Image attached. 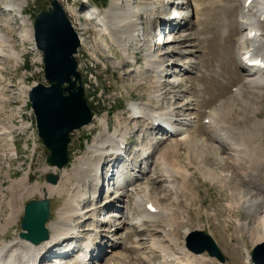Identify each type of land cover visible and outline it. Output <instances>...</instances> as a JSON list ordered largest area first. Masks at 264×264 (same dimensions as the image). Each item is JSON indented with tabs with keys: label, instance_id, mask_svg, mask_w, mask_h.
<instances>
[{
	"label": "rangeland",
	"instance_id": "1",
	"mask_svg": "<svg viewBox=\"0 0 264 264\" xmlns=\"http://www.w3.org/2000/svg\"><path fill=\"white\" fill-rule=\"evenodd\" d=\"M21 1L23 3V6L21 5V10L17 9L12 12V14L5 12L3 15L2 12L5 5L0 4V12L2 11L1 13L4 18V23L9 26L8 30H5L7 33L5 31L3 32L12 38L10 45L13 46L15 51L22 56L24 54L22 53L23 51L26 53L29 48L33 46V42L23 41L22 24L20 23L21 21L18 20V17L20 13H23V16L28 18V24H26V26H29V24L34 22L36 15L46 8L48 0ZM131 1L134 7L140 2V0ZM153 1L155 3L157 0ZM205 1H207L208 4L210 3L208 0H195V3L203 5L206 3ZM110 2L111 0H90L89 3L82 5L81 0H70V4L75 5L77 12L73 19L75 20L74 22L80 33V38L87 42L81 49L80 55L77 58L80 64L79 71L82 74L87 98L94 111L95 117L97 116L98 119H105L108 122L110 136L117 132L121 135L124 132L117 122V117L119 116L121 117L120 123H128L132 130H134L132 135L128 138V141L132 140V143H129L128 148L133 146L134 149L137 150L136 147H139L138 143L140 142L144 143V147L148 144H152V149L156 151L154 156L147 161V163L149 162L147 166L146 163L142 166L143 168L145 167L147 171L144 173L145 179H140L141 186H149L152 189L153 195L160 199L161 187L163 185L161 183L151 182L150 176L153 172H159L158 166L155 165L158 155L167 150L171 145L175 144L176 140H179L176 136L175 138H170L168 141L163 142L160 138L163 137L162 135L164 132L162 133V131L158 130L152 131L150 139H143L142 131L147 128V124L142 121H140V123H132L128 120L130 117L128 109L132 103H157L150 98V94L154 91L155 82L157 80L156 77H154L152 73H149L145 67L147 61L146 55L148 54H154V56L160 57V61L164 66V76L168 74V77H165L166 79L164 81L169 82L170 85L168 83H163L161 87L163 92L167 91V94L163 97L164 99H162V105L165 109H177L175 111L179 113V115H183L182 118H190L191 123L185 128L181 127L183 128V131L181 132L189 133L192 138L195 139V145L197 146L195 150L197 154L204 149L203 143L199 145L197 144L198 139H203L210 145L208 131L204 124L208 111L211 109L223 108V103L224 106L230 104L229 106H231L234 112L233 114L231 113V116H229L228 119L226 117L224 118V121L228 124L227 126L235 129H233L232 141L239 143L240 140L238 138L241 139V137L247 136L245 137L246 140L251 143L254 149L264 150V129L260 132L259 129H255L257 128L255 125L258 126L259 121H264V93L256 94L252 92H244L240 101L236 98V96L241 94L238 91V87L244 85L245 79L250 72L249 70L243 71L239 66L240 64L238 61H240V59L236 53L239 37L244 33V29L241 31L239 30L243 21H241L242 18L239 11L237 12L238 9H236V11L234 10V14L230 13L232 10L231 8H229L228 11L220 12L222 16V19H220L221 24H225L231 15L234 16V24L232 28L231 26H224V28L219 26V28L211 23L204 26L193 24L190 26L182 25L181 27H178L179 32L175 36L176 38L199 34V31L202 28H205L203 34L200 36L198 35V38L201 41L195 36H191L188 37L190 42L165 43L163 48L155 50L154 52L149 50L150 45L147 43L140 41L130 42L128 47L131 60L129 61L125 53L121 51V48L113 45L109 36L102 32L100 33V31L93 27V22L83 19L82 16L84 12L88 11L86 10L88 8L98 7L100 8V11H103V9L110 6ZM233 4L236 3L234 2L232 5ZM207 8H210L213 11L212 7ZM207 8H204L202 13L210 17L208 15L209 12L205 11ZM168 11L170 17L174 16V12L180 13V10H174L171 6L168 8ZM168 11L166 14L164 13L166 17H169L167 14ZM189 12L192 14L191 11ZM189 12L186 10L183 11L184 14H189ZM164 15L163 17L165 19L166 17ZM149 22L151 21L145 20L141 22L140 25L144 23L146 27H148ZM150 32L153 34L152 39L156 40L159 38L157 41L159 42L161 35H158L153 29ZM168 37L171 41L172 34L167 35L164 39L166 40ZM174 50L179 53L161 57ZM133 53L136 54L135 57L133 56ZM39 60L40 54L31 51L24 54L22 59H0V73L2 72V78H0V126L4 127L6 130L14 124L13 119L18 107L29 111V106L25 103L28 91L36 82L43 81L41 72L42 62ZM133 61L134 63H132ZM187 62H193L194 64L188 66L186 65ZM138 69L143 73H147V75L137 77L136 70ZM184 69L186 71H184ZM173 70L181 71V74L177 73L173 75L172 73L169 75V72H172ZM244 101H249L251 105L245 107L243 104ZM255 106L257 107L256 109H258L257 111ZM92 125L80 131H76L73 134V140L70 145L71 163L66 169L76 161L77 157H86L88 148H90L95 142L97 136L105 131L99 122L94 123L95 127H91ZM136 126H138V129H135ZM240 133L241 137L238 136ZM247 133H251L255 139L248 140L249 137ZM9 150L6 142L0 140V243H3V241L10 243V241L22 233L21 222L24 217L25 206L32 200H40L43 198L41 192L38 191H43V187L48 185L46 182L47 174L54 172L46 163L48 151L45 147L40 146L38 155L33 164L28 160L21 158L20 155L18 158L12 156L10 153L11 150ZM179 151V155L175 157V160L179 162L181 167L189 169V160H195L199 157L200 159L198 162L201 165L203 164L206 169L220 175L222 179L228 180V184L226 183L225 185L226 188L217 185L212 186L202 178L196 167L191 168V173L194 174V177L191 179L192 188L195 189L194 191L199 198L198 202H200L202 208L199 209V203L196 202L197 205L195 203V206L193 205L191 211L193 222H188L189 225L186 224V226L180 228L179 232L176 233L177 238L179 239V248L186 246L184 228H191L194 231L199 226L203 229V232L214 238L226 258V262L224 263H221L217 259H213L214 262L212 261L207 264H247V257L244 254L243 246L247 247L251 253L253 248L257 245L255 242L258 238L264 241L263 221L261 222L256 219L255 215H252L251 217L241 210L237 211V213H231L227 209V205L235 202L236 194L241 192L244 198H250L249 202L253 205L261 206V201L264 204L263 165H259L257 169L253 171V174H248L247 179L245 180L246 177L239 175L244 173L246 170L245 166L239 167L236 170L233 169V171L228 163H222L214 157L206 156V153L202 156H191L192 152L189 147L184 144L180 145ZM189 152L190 154H188ZM223 157L227 158V156ZM201 158H203V160H201ZM148 167H150L152 173L149 172ZM238 169L243 170L241 171ZM144 171L145 170H142V172ZM63 172L64 171L54 173L61 176ZM124 182L127 183L128 179H125ZM30 189H33V191ZM35 190L36 192H34ZM117 193L118 196H121L119 195V192ZM120 193L125 194L126 192L122 191ZM64 195L61 199L50 198L52 212L49 222L57 220L60 211L59 209L65 204L68 198L66 193H64ZM17 197H19V199ZM92 199L91 195H88V200L87 198L85 199L87 201L83 200L84 202L79 203L82 211L85 212L90 208L89 202ZM105 201L106 200L101 199L98 201L99 204L96 205V207L99 208H96L99 210L98 212H101L100 215H98L99 220L102 221L101 223H93L91 219L85 222L80 219H74L73 221V223L77 225L80 234L87 229L83 234L86 239L85 241L91 239L96 243L97 232L95 231L99 228L98 231L104 232V238L99 239L106 244L101 249V259H93L92 264H105L106 258L112 256V252H116L117 250L128 257L131 264H138L140 259L144 256V251H142L141 248H139V245L135 243V240L137 239L136 235H133L131 241H126L122 246L114 245L112 241L114 240V237H121L126 233V231L116 230L121 227L120 225L123 223L127 208L132 206V199H128L126 204L122 203V205L119 206L120 208H118L117 204L112 210L111 208L102 209L101 206H99L100 203L102 204ZM9 203L14 205L15 211H20V215L16 224L9 229L7 228L8 230H3L2 226L7 225L6 223L9 222V218H11L13 213L8 207ZM162 203L164 204L166 202L162 201ZM180 204L181 210L184 211V203L181 201ZM221 213L224 214L223 217H216L217 215H221ZM114 215L118 216L114 219V223H108V225L104 222L113 219L112 216ZM201 216L202 220L199 222ZM208 216H212V219L208 220ZM89 217L86 218L88 219ZM237 219H240L242 223L248 224V227L252 233H254L253 237L246 236L242 232L236 231L235 222ZM177 220H180V218L178 217ZM222 222L228 227H231V231L225 235L226 238L224 237V234H221L222 231L225 230V227H219ZM89 230L95 231L93 232ZM109 236H111V241L107 243L108 239L106 237ZM160 236H158V238L162 240L163 236H161L162 238ZM162 241H166V238H163ZM81 244L82 243H79V246H81ZM72 245L73 244H71V246ZM165 245L168 246V243L166 242ZM204 256L210 258L207 253L204 254ZM51 260L52 258L50 257L44 259L42 263L49 264L51 263ZM151 261L154 264L158 263L160 261L159 255L155 254L151 256Z\"/></svg>",
	"mask_w": 264,
	"mask_h": 264
},
{
	"label": "bare ground",
	"instance_id": "2",
	"mask_svg": "<svg viewBox=\"0 0 264 264\" xmlns=\"http://www.w3.org/2000/svg\"><path fill=\"white\" fill-rule=\"evenodd\" d=\"M208 1L210 2L209 4L207 1H205V4L199 5L195 3V0H157L155 3L153 0H140V2L134 7L131 0H111L109 7L103 9V11L98 9L99 12L97 15V21L99 22V25H97L96 29L100 31V33L103 32L105 35L109 36L113 45L121 48V51L125 53L126 57L130 61L131 56L128 44L133 41H149L152 36V32L150 31L154 29L153 27L158 22L156 17L160 15L158 16L160 20H164L163 15L168 11L170 4L176 6L177 10H180V13H173L174 20L178 22L177 27L174 30L177 31L175 36L179 32L178 27H181L182 25L190 26L193 24H200L204 26L211 23L222 28H224V26H231L232 28L234 24V16L231 15L225 24H221L220 19H222V16L220 12L228 11L229 8H231L232 10L230 13L234 14L236 9H238L237 12L239 11L242 18L241 21H243V24L239 30L241 31L244 29V33L241 37H239L238 40V46L236 50L237 56L241 61L245 54H249L253 61L258 59L264 61V0ZM234 2L236 4L232 5ZM0 4L5 5L4 8H6L8 14H12V12L17 9L21 10V5L23 6L21 0H0ZM72 6L74 5H70L68 10L73 16H76L77 12L75 6ZM207 7H212L213 11ZM204 8H207L205 11L209 12L208 15L210 17L202 13ZM185 10L188 12L191 11L192 14H190V12L189 14H184L183 11ZM23 15V13H20L18 17V20L21 21L20 23L22 24V37H24L23 41L34 42V25L31 23L29 24L30 27L26 26V24H28V18ZM93 16V12L90 11L88 13H84L83 17H85L86 20H93ZM145 20L151 21L149 22L148 27H146L144 23L140 25V23ZM8 28L9 26L4 23V18L0 12V59H22L23 55L21 56L15 51L13 46L10 45L11 39L3 32L8 30ZM204 29L205 28H202L199 31V34L180 36L178 38L172 36L171 41L169 37L165 40L163 35L156 44L164 45L165 43L171 44L185 43L186 41L190 42L188 37L191 36H195L199 41H201L198 38V35L200 36L203 34ZM168 40L169 42H167ZM81 41L84 47L87 42L82 38ZM150 47L152 48V45H150ZM29 50L37 51L34 43L33 46L29 48ZM22 53H25V51ZM178 53L179 52L174 50L161 57ZM135 55L136 54L133 53L134 57ZM146 58L147 61L145 67L149 73H152V75L156 77L157 80L155 82L154 91L150 94V98L151 100H155L157 103H132L128 109L130 112V117L128 120L132 123H140V121H142L143 123L147 124V128L142 131L143 139H150V134L153 130L162 128L158 127V124L162 122H165L167 126L171 125V127H173L175 130V135H171L170 138H175L176 136L179 138V140H176L175 144L171 145L169 148H167V150L158 155L155 163V165L159 168L158 173H152V171H150V167H148L149 172L152 173L150 176L151 182L161 183L163 185L161 187L160 199L153 195L152 189L149 186H141L140 184V179H145L144 173L147 171V169L142 167V161L149 158L150 156L151 159L154 156V153H156V151L152 149V144H148L144 147L143 143H141L139 147H137V150L133 156V160L131 161L133 164L129 163L125 169L120 170L118 168L117 162L120 160L121 156L126 153L127 149L123 148V145L128 144V138L132 135L134 130H132L128 123H120L121 117L118 116L117 122L124 132L121 135H119L117 132L110 136L108 122L105 119H98L96 116L94 118L93 125L91 124V127H95L94 123L99 122L105 131L97 136L95 142L90 146V148H88L86 157H77L76 161L73 162L68 169H66V167L61 170L60 172H64L61 176L57 175L59 178L58 184H48L47 186L43 187V191H38L41 192L42 196L47 195L48 197L55 199H61L64 193L68 195L65 204L59 209L60 211L57 220H52L47 224L50 239L39 245H35L31 241L21 236L23 233L22 231V233L10 241V243L7 241L0 243V263L39 264L38 262L40 259H43L48 255H59L61 253L67 252L68 250L63 249L62 245H64L66 242L70 243L76 237L81 235L78 232L77 225L73 223L74 219H80L84 222L91 219L93 223L102 222L99 220L98 216L101 212L99 213V210H97L99 208L96 207V205L99 204L98 200H90V208H88L85 212L82 211L79 203L84 202L83 200L86 198L88 200V195H91V197H98L102 187L104 186V183H107L109 186V192L107 193L110 194H107L105 199L106 201L104 203H100L99 206H101L102 209H107L110 207L112 210L117 206V204L118 208H120L119 206H121L122 203L126 204L128 199H132V206L127 208L123 223L120 225L121 227L116 230L126 231V233H124V235L121 237H114V240L112 241L114 245L122 246L126 241H131V237L133 235H136L137 239L135 240V243L139 245V248H141L142 251H144V256L140 259L138 264H154L151 261V256L155 254H158L160 257V261L156 264H207L212 261L214 262L213 259L215 258L209 256L212 258L210 259L204 256V254H197L191 251L187 245L185 247L179 248V239L177 238L176 233L179 232L180 228L186 226L188 222H193L191 217L192 207L193 205L195 206V203L199 201V198L194 191L195 189L192 188L191 179L194 177V174L191 173V168L196 167L202 178L206 182H209L212 186L217 185L224 188L226 183L228 184V180L222 179L220 175L206 169L203 164L201 165L198 162L200 159L199 157L195 160H192L190 157L191 160H189L188 163L189 169L181 167L179 162L175 160V157L178 156L180 152L179 147L183 144L186 145L192 152L191 156L194 157L199 155L202 156L206 153V156L214 157L222 163H228L232 170H236L239 167L245 166L246 170L244 169V173H238L240 176L242 175V177H246L245 180L247 179L248 174H253V171H255L259 165H263L264 167V150L254 149L251 143L246 140L245 137L247 136L241 137V133L238 135L241 137V139L238 138L240 140L239 143L232 141L234 128H229L227 126L228 124L224 121V118L226 117L228 119V117L231 116V113L233 114L234 112L231 106H229L230 104L224 106L223 103V108L211 109L208 111V115L204 120V124L206 126V130L208 131L210 145L207 144L205 140L198 139L197 144L199 145L203 143L204 149L199 154H197L195 150L197 147L195 145V139L192 138L191 134L181 132L183 131V128L181 127L185 128L191 123L190 118H182L183 115H179V113L175 111L177 109H165L162 105V99H164L163 97L167 94V91L163 92L161 87L163 83H168L169 85L170 83L164 81L166 79L165 77L168 76H164V66L160 61V57H156L154 54H148L146 55ZM132 63H134V61ZM192 64L194 63H186L188 66H191ZM240 67L243 69V71L248 69L246 64L241 65ZM249 71H252V73L249 72L245 79L244 85L238 87V91L241 94L236 96V98H238L239 101L242 99V94L244 92H252L256 94L264 93V68L249 69ZM136 72L137 77L147 75V73L144 72V74L140 69L136 70ZM180 72L181 71L178 70L172 71L173 75L177 73L181 74ZM1 73L0 78H2ZM243 104L245 107L251 105L249 101H244ZM256 108L257 107L255 106V109ZM257 110L258 109H256V111ZM255 126L257 127L255 129H259L260 132L264 129V121H259L258 126ZM135 129H138V126H136ZM251 133H247L249 137L248 140L255 139V137L252 136L253 133ZM0 137H4V139L8 138V140L11 139V135L2 128H0ZM168 140L169 139L166 141ZM9 148L11 151L13 150L11 142H9ZM188 154H190V152ZM223 156H227V158H224ZM201 160H203V158H201ZM122 165H124V163H122ZM142 170L145 171L142 172ZM238 170L242 171L243 169ZM116 172L119 173L117 178L115 176ZM121 178V181L128 179L129 183L127 182L128 184L126 183L124 187L123 185L117 184V179ZM116 184L118 185V189H115ZM30 190L33 191V189ZM122 191H125L126 193H120ZM34 192H36V190ZM117 192H119V195L121 196H118ZM241 193L236 194L235 202L229 203L227 205L229 212L237 213V211L241 210L251 217L252 215H255L256 219L261 222L263 221L262 223L264 225V204L262 201L260 202L261 206L253 205L249 202L250 198H244ZM19 197L17 198L19 199ZM162 201L166 203L163 204ZM181 201L184 203V211H182L180 208ZM12 203H9L8 207L13 213L11 218H9V222L6 223L7 225L2 226L3 230L11 228L14 224H16L17 219L19 218L20 211H15L13 205L14 203ZM198 203V208L201 209L202 205L200 202ZM223 215L224 214L221 213V215H217L216 217L221 218ZM86 217L89 218L87 219ZM112 217L113 219L104 222L107 224L114 223V219H116L118 216L114 215ZM178 217L180 220H177ZM211 217L212 216H208V220H211ZM201 220L202 216L199 218V222H201ZM219 227H225V230L221 233L222 235L224 234V237L231 231V227L223 224V222ZM235 228L236 231H240L246 236L253 237L254 235V233H252L248 227V224L242 223L240 219L236 220ZM184 229V238H187L194 231L203 230L199 226L194 231L191 228L187 229V227ZM86 230L87 229H85L82 234H84ZM95 230L89 231L94 232ZM98 230L95 231L98 232L96 233L97 242H99L98 240L100 237L104 238V232ZM160 235L163 236V238H166V241H162L163 238ZM158 236H160L162 240L158 238ZM106 238L108 239L107 243H109L111 241V236ZM262 241V239L260 240V238H258L255 243L259 244L262 243ZM97 242L95 243L92 240L85 241L84 245L86 252H83L82 254L81 252H78L76 257L65 262V264H92L95 253L99 250ZM166 242L168 243V246L165 245ZM69 243L65 244V246L71 247L72 243H70V245ZM243 251L247 257V264H253L251 262V253L247 247L243 246ZM112 253V256L106 258L105 264H131L129 258L121 254L120 251L118 252L117 250L116 252L114 251Z\"/></svg>",
	"mask_w": 264,
	"mask_h": 264
},
{
	"label": "water",
	"instance_id": "3",
	"mask_svg": "<svg viewBox=\"0 0 264 264\" xmlns=\"http://www.w3.org/2000/svg\"><path fill=\"white\" fill-rule=\"evenodd\" d=\"M35 40L42 52L45 79L30 92L37 127L43 145L48 150L47 164L63 170L70 164L69 146L75 131L93 122V110L86 98L79 63L76 58L81 40L64 8L57 0L41 12L35 20ZM50 185L58 184L56 174L46 177ZM51 202L47 195L42 200L30 201L22 220V237L39 245L50 238L47 222L50 219ZM188 248L197 253H208L220 262H226L215 240L208 234L196 231L187 238ZM253 264H264V242L252 253Z\"/></svg>",
	"mask_w": 264,
	"mask_h": 264
}]
</instances>
